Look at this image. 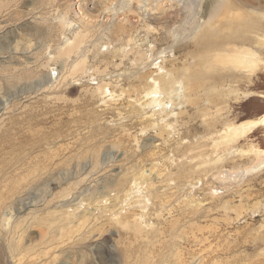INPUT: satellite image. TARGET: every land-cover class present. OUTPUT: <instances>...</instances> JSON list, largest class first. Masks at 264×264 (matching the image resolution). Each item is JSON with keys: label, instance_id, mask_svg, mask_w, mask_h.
I'll return each instance as SVG.
<instances>
[{"label": "rangeland", "instance_id": "obj_1", "mask_svg": "<svg viewBox=\"0 0 264 264\" xmlns=\"http://www.w3.org/2000/svg\"><path fill=\"white\" fill-rule=\"evenodd\" d=\"M141 1L0 0V160L16 158L4 166L17 173L16 260L264 264V168L240 177L264 161V126L232 149L220 143L264 116V70L254 86L248 69L219 61L262 62L264 30L239 54L195 48L204 31L229 36L264 0H162L154 11ZM173 70H189L186 98L171 97L170 114L144 108ZM250 147L257 154L243 155Z\"/></svg>", "mask_w": 264, "mask_h": 264}, {"label": "bare ground", "instance_id": "obj_2", "mask_svg": "<svg viewBox=\"0 0 264 264\" xmlns=\"http://www.w3.org/2000/svg\"><path fill=\"white\" fill-rule=\"evenodd\" d=\"M141 1V0H140ZM152 5L154 3H157L156 5L154 4L152 7V10L154 11L156 8L155 6L157 7L158 5L160 6L161 2H164V1H158V0H148ZM211 3L213 4V2H219V0H210ZM247 1V0H246ZM142 2V1H141ZM180 2V1H179ZM249 2V1H247ZM254 2V1H253ZM264 2V1H262ZM144 3V2H143ZM253 4V3H252ZM131 7V6H130ZM129 7V8H130ZM222 8L224 7V4H222L221 6ZM264 6L262 7H254L253 9H251V11H249V16H247L248 20H245L243 18H238L240 19V21H238L237 23H230V33H229V36L225 37V38H219L214 32L210 33L209 31H204L199 40H198V45L195 44V48L196 46H200L202 48L203 51H206V52H213V51H217V50H223L224 48H228V51H233L237 54L240 53V47L237 46V44L239 43H245L249 40L248 36L250 35H253V34H256L258 35L259 37V32L260 31H263L264 30V23L262 22V16L260 14H264V9H262ZM14 8V7H13ZM188 9V8H187ZM213 11V10H212ZM222 11V10H221ZM191 12V11H190ZM246 12V11H245ZM248 12V11H247ZM126 13V12H125ZM176 13V12H175ZM191 14V13H190ZM190 14H188V11H187V17L189 18L190 17ZM15 14H13L14 16ZM67 15V14H66ZM129 15V14H128ZM131 15V14H130ZM173 15H175L176 17V14L173 13ZM171 16V17H174V16ZM67 17V16H66ZM135 17V16H134ZM127 18L129 19V21H131V16H127ZM127 19V20H128ZM187 19V18H186ZM191 20V19H190ZM234 22V21H233ZM134 23V22H133ZM196 24V23H195ZM197 24H199L197 22ZM130 25V24H129ZM119 26V25H118ZM207 26V25H206ZM209 26V25H208ZM210 27V26H209ZM70 28V27H69ZM134 28V27H133ZM132 28V29H133ZM202 29H204L203 27H201ZM64 29V28H63ZM201 29V31H202ZM124 31V30H123ZM258 32V33H257ZM199 34V33H198ZM226 34V33H225ZM49 37V36H48ZM264 37V36H263ZM184 38V37H183ZM188 38V36H187ZM198 38V37H197ZM196 38V39H197ZM192 39V38H190ZM185 42V41H184ZM183 42V43H184ZM262 45L264 46V42L262 41L261 42ZM248 43H245L244 45H247ZM178 45V44H177ZM250 45V44H249ZM70 46V45H68ZM199 47V48H200ZM85 48V47H84ZM176 48V47H175ZM198 48V49H199ZM223 48V49H222ZM236 50H232V49H235ZM69 49V48H68ZM87 49V48H85ZM180 50V48H179ZM201 49H199L200 51ZM241 50H243V47L241 48ZM98 51V50H97ZM198 51V52H199ZM203 51H200V52H203ZM68 52V51H67ZM70 52V51H69ZM97 54V53H96ZM66 55V53H65ZM250 56H248V58H241V56H232V57H229L227 56L226 59H219V61L221 62H226L228 61V63L232 64L233 66L235 67H240V68H243V69H248L250 74H249V78H248V81H249V84L251 85H254L257 84V82L259 81L258 79V72L259 70H257L260 66L262 67V70H264V59L261 60L262 62L259 61V59L257 58L256 55H253L251 53H249ZM256 56V58H255ZM144 60V59H143ZM199 62V61H198ZM216 62H217V59H216ZM165 63V62H164ZM163 63V65H164ZM206 65V64H205ZM162 69V68H161ZM188 69V68H187ZM177 70V69H176ZM176 70L174 71H169L167 74L165 75H161L160 77L157 76V79H155L153 81V85H151V87L149 88V90H147L145 92V97L146 100L143 101V103H141V105L145 108V107H149L151 106L152 107V110H154L156 107H163L164 108L162 109V111H170L169 114L172 112V108L171 106L168 107V104L169 102H171L172 99H175L174 97L176 96V99L179 100L181 97L183 98V94H180L179 91L181 92L182 89H185L188 90L189 86H190V81H191V76L189 75V70L188 71V74H181L180 73H177L179 71L176 72ZM184 70V69H183ZM239 71V70H238ZM162 72V71H161ZM183 72V71H182ZM193 72H200V69L199 71H193ZM204 72V71H202ZM264 72V71H263ZM192 72H190L191 74ZM206 74H208L207 72H205ZM204 73V74H205ZM156 74V72H155ZM203 75V73H201ZM205 74V75H206ZM179 75V76H178ZM197 75V74H196ZM200 76V74H198ZM197 75V76H198ZM201 75V76H202ZM204 75V76H205ZM248 75V74H247ZM185 76V77H183ZM195 76V74H194ZM201 76L199 77L200 81H201ZM203 76V77H204ZM208 76V75H207ZM205 76V78L207 77ZM141 77V75H140ZM145 77V76H144ZM184 78L183 80L185 81H180L181 78ZM193 77V76H192ZM147 78V77H146ZM155 78V76H154ZM194 78V77H193ZM140 79V78H139ZM197 79V78H196ZM198 79V81H199ZM203 80V79H202ZM204 82V81H203ZM207 83V81H206ZM183 85V86H177V85ZM194 84H197L199 85L198 83H194ZM193 84V85H194ZM192 85V86H193ZM201 85V84H200ZM191 86V87H192ZM196 86V85H194ZM203 86V85H202ZM201 87V86H200ZM199 88V86H198ZM133 89V87H132ZM192 89V88H190ZM134 90V89H133ZM189 91V90H188ZM187 91V92H188ZM195 91V90H194ZM138 93V92H137ZM144 93V92H142ZM185 93V92H184ZM132 94V93H131ZM129 94V95H131ZM139 94V93H138ZM188 96H189V92L187 93ZM190 94H191V91H190ZM105 95V94H103ZM134 96V95H133ZM186 98V95H184ZM172 97V99H171ZM191 97V95H190ZM182 98H181V101H182ZM183 98V99H184ZM192 98V97H191ZM171 99V100H170ZM200 99V98H199ZM176 101V100H175ZM197 101V100H196ZM199 101V100H198ZM138 102V101H137ZM140 102V101H139ZM190 102V101H189ZM188 102V103H189ZM195 102V101H194ZM176 103V102H174ZM198 104V103H197ZM174 105V104H173ZM195 105V104H194ZM167 108V109H166ZM134 109V108H133ZM147 109V108H146ZM159 109V108H158ZM157 109V110H158ZM149 110V109H148ZM151 110V111H152ZM156 112V110H155ZM146 113V112H145ZM144 113V114H145ZM153 113V112H151ZM162 113V112H161ZM168 113V112H167ZM174 113V112H173ZM139 114V113H138ZM148 114V113H147ZM145 114V115H147ZM150 114V112H149ZM148 114V115H149ZM157 114V113H156ZM167 114V115H169ZM198 114V113H197ZM152 115V114H151ZM159 115V114H158ZM144 116V115H143ZM153 116H155L153 114ZM149 117V116H148ZM147 117V119H148ZM144 118V117H143ZM150 118V117H149ZM158 118V117H157ZM199 118V117H198ZM163 119V118H162ZM166 119V118H165ZM216 118H213V120H215ZM212 120V121H213ZM164 121V120H162ZM152 122V121H151ZM158 123H161V122H158ZM147 125V124H146ZM154 126H157V127H160L159 124L156 125L155 121L153 123ZM164 126V129L167 128V129H172V126L169 122H166L164 124H162ZM264 126V116H261L260 118L256 119V120H253V121H250L248 123H243L239 126H234L232 128L229 129V133L225 136V138H223V140L220 142L221 144L224 143L225 147L224 148H228V149H232V146L234 144H236L239 140H241L242 137H245V136H249L250 134H252L253 132H255V129H258V128H261ZM150 128V127H149ZM162 128V127H161ZM145 129V128H144ZM143 131V130H141ZM171 131V130H170ZM173 131V129H172ZM144 133V132H143ZM6 134V133H4ZM6 136V135H5ZM4 136V137H5ZM9 137V135L7 136ZM152 138V137H151ZM4 149V148H1V150ZM257 150H254L253 147H250V150L248 151H244L242 154L243 155H249V154H252V153H256ZM1 152V151H0ZM228 152V151H227ZM4 153V152H3ZM2 153V154H3ZM249 153V154H248ZM5 154V153H4ZM3 154V155H4ZM260 155V154H259ZM261 156V155H260ZM1 157V156H0ZM4 157V156H3ZM260 159V158H259ZM220 160V159H219ZM218 160V161H219ZM227 160V159H226ZM1 161V160H0ZM9 161V160H8ZM223 161V160H222ZM217 162V161H216ZM224 162V161H223ZM219 163V162H218ZM4 164V165H3ZM16 164V158L14 157V159H11V161H9L8 163L6 161H4L2 159V161L0 162V264H21V260L17 259V251L20 247V244L22 242L21 240V235H20V227H21V223L19 221H17V214H18V209H16L14 207V209L12 208V205H14V202L13 203H8L11 200V196L12 194H16V186H15V179H16V176H17V173H11V172H7L8 170L11 169L12 166H15ZM210 164V163H209ZM5 165L7 166H11V167H4ZM264 161L263 162H256L253 166L251 167H247L245 169V172H243V176H240V177H244L245 174H252V173H257L259 172L260 170H262L264 168ZM5 169H8L7 171ZM17 169V168H16ZM8 173V174H7ZM236 176V175H235ZM222 177H225V176H222ZM217 178V177H216ZM227 178V177H226ZM234 178V177H233ZM228 179V178H227ZM226 179V180H227ZM237 179V178H236ZM235 179V180H236ZM222 180V179H221ZM223 180H225L223 178ZM230 180V179H228ZM194 185V184H193ZM220 185V184H219ZM136 186V185H135ZM133 186V187H135ZM192 186V185H191ZM194 187V186H193ZM136 189V188H135ZM135 193V191H134ZM133 193V194H134ZM131 194V193H130ZM205 194V193H204ZM13 199V198H12ZM205 199V198H204ZM17 201V200H16ZM107 201V200H106ZM16 204V202H15ZM194 204V203H193ZM72 208V207H71ZM115 215V214H114ZM113 216V215H112ZM117 216V215H116ZM115 216V217H116ZM111 217V216H110ZM114 218V217H113ZM123 219V218H121ZM120 219L115 221L117 222V224L119 223L121 226H123L124 228H127L126 225H130L129 221H125V219H123V221ZM19 220V219H18ZM27 221V220H26ZM133 222V221H132ZM131 222V223H132ZM134 224H136L137 226H140L142 227L141 225V222L139 219H135L134 220ZM135 225V226H136ZM25 228V227H24ZM27 230V229H26ZM27 232V231H26ZM26 235V234H25ZM7 254H10L12 257L11 260H8V257H7ZM47 254V253H46ZM51 254V253H50ZM50 256V255H49ZM52 256V255H51ZM129 256V255H128ZM9 257V258H10ZM55 259V258H54ZM56 260V259H55ZM45 261V260H44ZM49 261V260H48Z\"/></svg>", "mask_w": 264, "mask_h": 264}]
</instances>
